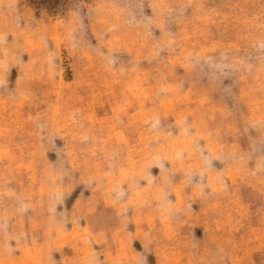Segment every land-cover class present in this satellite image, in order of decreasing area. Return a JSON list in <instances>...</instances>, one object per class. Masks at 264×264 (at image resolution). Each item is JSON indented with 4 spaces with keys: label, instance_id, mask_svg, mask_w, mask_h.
Wrapping results in <instances>:
<instances>
[{
    "label": "rangeland",
    "instance_id": "1",
    "mask_svg": "<svg viewBox=\"0 0 264 264\" xmlns=\"http://www.w3.org/2000/svg\"><path fill=\"white\" fill-rule=\"evenodd\" d=\"M0 264H264V0H0Z\"/></svg>",
    "mask_w": 264,
    "mask_h": 264
}]
</instances>
